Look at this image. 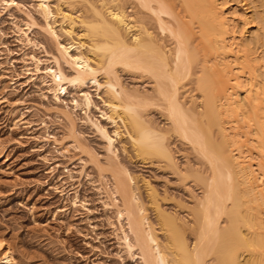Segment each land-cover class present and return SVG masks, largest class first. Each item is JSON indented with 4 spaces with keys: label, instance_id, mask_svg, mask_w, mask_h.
Segmentation results:
<instances>
[{
    "label": "bare ground",
    "instance_id": "1",
    "mask_svg": "<svg viewBox=\"0 0 264 264\" xmlns=\"http://www.w3.org/2000/svg\"><path fill=\"white\" fill-rule=\"evenodd\" d=\"M37 7L54 50H45L50 62L31 55L33 68L24 59L23 78L41 80L57 104L69 88L82 93L71 108L83 110L105 142L97 190L115 209L131 260L264 264V0H39ZM33 25L18 28L17 39L36 48ZM120 71L147 78L152 91L125 86ZM89 85L112 131L91 120ZM67 109L59 113L74 136ZM154 111L164 126L155 125ZM176 141L195 153L196 168L181 169ZM128 144L136 158L158 159L201 188L193 204L177 201L188 216L165 209L167 197L119 161ZM79 202L87 204L75 196L73 206ZM0 264H20L1 235Z\"/></svg>",
    "mask_w": 264,
    "mask_h": 264
},
{
    "label": "rangeland",
    "instance_id": "2",
    "mask_svg": "<svg viewBox=\"0 0 264 264\" xmlns=\"http://www.w3.org/2000/svg\"><path fill=\"white\" fill-rule=\"evenodd\" d=\"M4 1L9 6L0 0V235L12 245L20 264H136L117 236L115 209L105 205L110 199L97 190L104 182L97 162H106L105 142L85 112L71 108L72 99H79L82 93L69 88V94L57 104L41 80L23 78L24 61L30 66V56L35 54L50 62L45 50H54V43L40 29L45 22L38 12L39 0H15L11 6L10 0ZM32 21L36 48L17 39L18 28ZM119 74L125 86L152 91L147 78ZM83 90L91 92L95 102L91 120L112 131L101 114L103 105L96 89L89 85ZM66 103L75 120L74 136L59 113ZM151 114L155 125L164 126L158 111ZM172 148L181 169L187 163L196 168L197 156L188 146L176 141ZM118 156L132 173L149 180L167 197L162 200L165 209L182 218L188 216L177 201L191 205L193 197L201 195L193 179L184 180L158 159L136 158L129 144ZM141 194L146 200L144 189ZM75 196L86 206L80 202L77 208L73 206ZM148 212L157 225L153 211Z\"/></svg>",
    "mask_w": 264,
    "mask_h": 264
}]
</instances>
